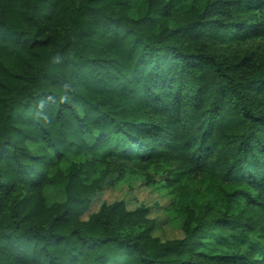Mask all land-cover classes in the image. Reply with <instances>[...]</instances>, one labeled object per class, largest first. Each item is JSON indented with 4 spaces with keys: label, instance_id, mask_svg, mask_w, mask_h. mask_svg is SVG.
Wrapping results in <instances>:
<instances>
[{
    "label": "trees",
    "instance_id": "16d2710c",
    "mask_svg": "<svg viewBox=\"0 0 264 264\" xmlns=\"http://www.w3.org/2000/svg\"><path fill=\"white\" fill-rule=\"evenodd\" d=\"M257 39L264 0H0V264H264ZM129 177L168 190L181 238L148 207L89 213Z\"/></svg>",
    "mask_w": 264,
    "mask_h": 264
},
{
    "label": "rangeland",
    "instance_id": "374dc122",
    "mask_svg": "<svg viewBox=\"0 0 264 264\" xmlns=\"http://www.w3.org/2000/svg\"><path fill=\"white\" fill-rule=\"evenodd\" d=\"M239 51L242 53L258 51L264 53V39H257L250 41L240 48ZM154 170H151L153 173ZM163 173L159 172L155 180L159 183L169 178L170 175L166 176V171ZM138 178V177H136ZM135 178L129 177L126 183H120L113 186L108 185L97 194L92 202V207L89 213H94L99 210L103 203H113L116 201H124L129 210H134L141 206L148 207L151 210L150 217L157 221L158 230L155 232L156 235L160 236L162 240H169L175 238H181L183 236L182 231L179 229V221L170 216L171 221L168 222L167 207L172 202V198L168 196L167 189H160L158 192L154 190L157 187L156 184L140 182L134 180ZM205 185L200 182V179H193L192 182L188 183V190L190 192H203ZM46 197L49 203L58 201L61 198L60 189L48 188L46 191Z\"/></svg>",
    "mask_w": 264,
    "mask_h": 264
}]
</instances>
